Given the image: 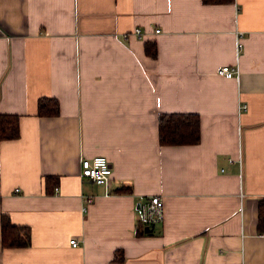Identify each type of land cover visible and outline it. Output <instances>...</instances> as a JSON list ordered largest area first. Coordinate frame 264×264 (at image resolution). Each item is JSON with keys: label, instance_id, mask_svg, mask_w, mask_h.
<instances>
[{"label": "crops", "instance_id": "obj_1", "mask_svg": "<svg viewBox=\"0 0 264 264\" xmlns=\"http://www.w3.org/2000/svg\"><path fill=\"white\" fill-rule=\"evenodd\" d=\"M0 111L21 116L0 143V264H264V0H0ZM163 112L198 113L200 140L161 144ZM97 154L108 192L80 175ZM152 195L164 218L140 235ZM3 213L29 246L3 247Z\"/></svg>", "mask_w": 264, "mask_h": 264}, {"label": "trees", "instance_id": "obj_2", "mask_svg": "<svg viewBox=\"0 0 264 264\" xmlns=\"http://www.w3.org/2000/svg\"><path fill=\"white\" fill-rule=\"evenodd\" d=\"M206 3L234 1V0H203ZM145 51L155 57L158 48L156 41H147ZM38 114L41 116H54L59 114V101L56 97L41 96L38 101ZM21 116L16 113H4L0 111V143L20 137ZM200 116L192 112H163L159 115V138L160 143L166 144H191L200 140ZM55 177L46 175L47 184L54 185ZM131 190V189H129ZM259 231L264 229V198L259 203ZM2 245L3 247H25L31 244V229L29 226L19 225L12 222L6 213L1 215ZM140 235L150 234L145 231V226L140 222L137 227ZM115 253L114 260L124 261L125 257Z\"/></svg>", "mask_w": 264, "mask_h": 264}, {"label": "built area", "instance_id": "obj_3", "mask_svg": "<svg viewBox=\"0 0 264 264\" xmlns=\"http://www.w3.org/2000/svg\"><path fill=\"white\" fill-rule=\"evenodd\" d=\"M159 31L160 28H157L156 32ZM131 33L136 34L139 37L142 36V32L139 27L134 28ZM242 36L243 32L239 30V32H237V47L239 50L243 48ZM218 73L227 77H236L239 75V68L238 66H233L231 64H224L219 67ZM241 107L246 109L247 105L242 104ZM80 175L82 177L88 178L96 184L105 186L108 192L109 185L113 177V167L109 158L104 154L84 157L81 160ZM55 189L58 190V187L56 186ZM94 199V196L87 195L85 197L86 205L84 206V209H87V207L94 202ZM164 214L165 202L163 198L159 195H152L141 204V218L139 222L145 227L151 226L152 224H156V222L162 220L164 218ZM70 243L73 246H77V238H71Z\"/></svg>", "mask_w": 264, "mask_h": 264}, {"label": "water", "instance_id": "obj_4", "mask_svg": "<svg viewBox=\"0 0 264 264\" xmlns=\"http://www.w3.org/2000/svg\"><path fill=\"white\" fill-rule=\"evenodd\" d=\"M139 205H140V204H139ZM139 205H138V206H139ZM154 227H155V224H152L151 226H146V227H145V231H146V232H151V231H153Z\"/></svg>", "mask_w": 264, "mask_h": 264}]
</instances>
